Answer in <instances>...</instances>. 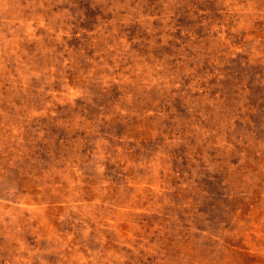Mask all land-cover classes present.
Segmentation results:
<instances>
[{
  "label": "rangeland",
  "instance_id": "1",
  "mask_svg": "<svg viewBox=\"0 0 264 264\" xmlns=\"http://www.w3.org/2000/svg\"><path fill=\"white\" fill-rule=\"evenodd\" d=\"M13 38L20 62L7 58L0 73V264H80L76 256L92 264L109 251L126 264H264V0H0V56ZM101 60L158 66L179 75L181 87L105 82ZM52 64L55 87H80L84 97L57 105L54 119L28 120L42 103L40 82L10 91L6 77ZM157 156L159 175L120 163ZM74 168L83 187L72 192ZM128 180L135 192L124 188ZM103 181L112 186L102 198L108 206H94ZM45 182L60 186L53 204L67 196L81 205L63 222L56 217L65 209L49 208L51 240L27 213L15 223L5 215L7 201ZM129 202L136 211L120 231L133 230L156 255L135 256L103 230L106 243L98 242L93 217Z\"/></svg>",
  "mask_w": 264,
  "mask_h": 264
},
{
  "label": "clouds",
  "instance_id": "2",
  "mask_svg": "<svg viewBox=\"0 0 264 264\" xmlns=\"http://www.w3.org/2000/svg\"><path fill=\"white\" fill-rule=\"evenodd\" d=\"M43 27V24H41ZM31 38V34H28ZM19 51L18 38H13L6 40L4 42V47L2 50V56H0V73L6 72L7 58L14 57L16 62H20V57L17 55ZM100 79L105 82H112L116 84H134L136 82L143 83L148 87L161 86L166 90H179L181 87V80L179 75H165L163 69L156 67L155 69L149 68L145 65L133 66L131 64H126L121 66L119 63H113L111 66L106 64L103 60L100 62ZM68 62L65 61L61 65V69L67 68ZM106 69V72H105ZM191 69L185 71V75L189 74ZM59 73L57 71L56 64H52L38 72H29L27 75L17 70L15 74L8 73L6 79L10 85L11 90L25 91L28 88L29 81L31 79L38 80L39 87L36 89V93L42 98V103L38 108H32L29 110L27 118L28 120L47 118L54 119L56 116L55 108L57 105L65 104H75L77 100L83 99L84 90L80 87L72 86L65 83L59 90L55 87L57 83V77ZM91 78H96V74L89 73ZM131 100V96H129ZM15 107V105H13ZM121 115H127L125 109L119 110ZM22 129L16 127H10V135L13 138H18L21 134ZM14 143L22 142L18 139H13ZM122 151V150H120ZM103 159L102 156L98 157ZM115 163V161H113ZM120 163L124 165L125 171L128 169H134L140 166H146L148 168L154 169L159 175L163 171L162 161L160 157H154L152 161L148 162L146 165H137L135 162L130 161L126 158H122ZM104 168L100 165L97 166V174L102 175ZM74 177V178H73ZM73 177L67 179L69 185L68 191L75 192L77 189L83 187V173L78 169H73ZM156 184L155 180H150L148 185V190H154L153 186ZM57 185L53 187L49 183L38 184L35 188V193L33 195H26L23 198H13L7 201L8 210L5 215L9 218L11 223H15L18 216L27 213L31 219L39 220L38 228H43L48 231V239L54 238V230L49 224L48 211L50 207L63 208L65 209L63 214L56 217L58 222H63L68 212H77L81 207L79 202H74L70 197H63L57 203H52V198L60 195ZM111 185L107 181L101 182L95 189L97 193V199L93 201L94 206L107 207L108 205L103 201V197L107 196L109 191H111ZM135 184L128 180L124 185V188L131 189L135 192ZM123 190V189H122ZM10 196L14 197V192L9 193ZM136 208L131 202L121 206L113 207L112 211L108 213H101L99 216L93 217V223L96 225L97 236L99 237L98 242L106 243V238L101 234L100 230L108 233H115L119 237V244L122 248L128 249L133 255L139 256L141 251L148 252L150 255H156L157 250L155 246L145 248L144 244L139 243L137 245V237L133 230L126 232L120 231V225L124 223V217L128 214L135 212ZM19 229H17L18 231ZM93 229L85 225V231L82 233L84 238H87ZM58 239V238H57ZM73 236L69 235L66 242H60L62 248H67ZM23 249L21 248V251ZM161 256L163 254L161 253ZM74 259L80 261V264H85L84 258L82 256H76ZM127 257L109 251L106 256L101 257L100 253L93 254L92 264H126ZM158 264H168V261L161 259Z\"/></svg>",
  "mask_w": 264,
  "mask_h": 264
}]
</instances>
